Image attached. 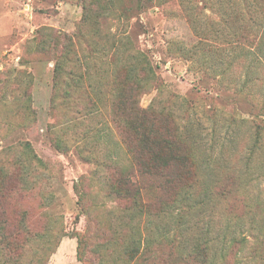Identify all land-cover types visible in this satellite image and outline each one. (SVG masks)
Listing matches in <instances>:
<instances>
[{
    "label": "rangeland",
    "instance_id": "374dc122",
    "mask_svg": "<svg viewBox=\"0 0 264 264\" xmlns=\"http://www.w3.org/2000/svg\"><path fill=\"white\" fill-rule=\"evenodd\" d=\"M103 5L111 14L100 30L115 34L116 44L131 53L143 50L154 66L141 106L156 102L173 115L194 147L203 176L200 191L183 206L177 202L155 233L187 247L207 238L218 262L229 253L233 238L245 236L244 250L232 251L227 264H264L255 255L251 234V227H264V207L249 212L234 201L232 215L223 207L217 213L212 194L225 176L237 175L255 196L252 200L264 203V139L256 145L254 127L264 120V11L255 0H0V187L6 183L4 169L23 178L20 192L7 203L25 229L24 255L35 259L41 254L46 264H113L114 259V264H126L104 249L111 237L108 220L119 217L121 203L97 178L84 183L88 196L82 202L75 188L83 175L111 171L80 156L72 129L91 133L88 144L97 157L108 154L127 167L131 154L117 128L87 118L80 127L67 124L65 140L71 148L66 152L52 140V126L61 123L52 104L56 55L64 37L74 35L76 50L88 59L89 45L97 40H89L94 27L83 18ZM45 27L51 29L39 36ZM50 37L59 41V49L40 50L41 39ZM67 89L86 102L85 89ZM29 96L33 111L25 109ZM23 141L31 142L44 165L29 162ZM145 195L150 199L155 193ZM5 231L0 224V235Z\"/></svg>",
    "mask_w": 264,
    "mask_h": 264
},
{
    "label": "trees",
    "instance_id": "16d2710c",
    "mask_svg": "<svg viewBox=\"0 0 264 264\" xmlns=\"http://www.w3.org/2000/svg\"><path fill=\"white\" fill-rule=\"evenodd\" d=\"M255 1L263 12L264 0ZM111 2L114 3V0ZM101 8L100 12L92 16L86 14L83 18L85 25L94 27L92 34H88L89 40H97L89 45L88 59L85 61V56L81 58L80 50H76L79 47L74 35L64 37L63 46L56 55L52 104L63 124L57 123L61 129L52 126V140L57 149L66 152L71 148L65 140L68 135L67 124L80 127L87 118L98 119L105 126L117 128L132 162L126 167L120 159H108L111 158L108 154L105 155L106 159L97 157L88 144L91 133L72 129L73 141L80 156L111 171L103 173L98 169L91 176H81L75 184L80 201L88 196L83 189L84 183L87 179L97 178L108 188L109 194L121 203L119 217H113L116 222L113 218L108 220L107 230L111 237L104 249L112 257L124 258L126 264H227L232 251L237 250L238 253L244 250L247 237L233 238L234 244L229 253L224 252L219 260L221 262H218L211 256L207 238L197 239L192 247H187L179 239H168L155 233L156 226L177 202L183 206L184 202L189 203L196 191H200L203 176L198 170L200 166L194 147L180 132L173 115L158 108L156 102L148 107L141 106V96L155 77L154 66L143 50L131 53V49L125 45L116 44L115 34L100 30V25L107 22L111 14L108 6L103 5ZM44 29L51 28H41L39 36ZM241 38L242 35L239 36L240 41ZM58 43L53 37L41 39L38 48L48 50L53 46L59 49ZM136 78L137 81H133ZM106 85L109 89L105 91L103 87ZM67 86L78 93L85 89L86 102L69 95ZM31 101L29 96L25 103L27 111H33ZM262 122L254 123L256 145L262 144L264 139V120ZM100 138L98 136V140ZM20 144L30 163L44 165L30 141ZM3 173L6 183L2 182L6 188L0 187V224L6 231L0 235V261L4 264H46L41 254L33 259L23 253L26 246L23 241L25 229L22 221L19 225L18 214L10 212L12 205L7 203L18 190L20 192L23 178L20 173L12 176L5 169ZM147 190L154 191V198L146 197ZM212 194L216 198L213 205L217 213L219 210L222 213L223 207L225 213L232 215L234 201L244 204V208L249 207V212L253 211L254 206L264 207V203L261 205L252 200L255 196L241 184L237 175L225 176ZM263 228L257 230L251 227V234L255 237V255L264 262ZM142 232L146 233L144 237ZM166 247L171 248L170 252L164 251ZM112 263H115V259Z\"/></svg>",
    "mask_w": 264,
    "mask_h": 264
}]
</instances>
